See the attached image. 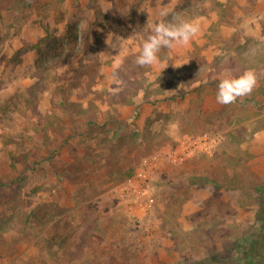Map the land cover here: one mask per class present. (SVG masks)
I'll list each match as a JSON object with an SVG mask.
<instances>
[{"label": "rangeland", "instance_id": "rangeland-1", "mask_svg": "<svg viewBox=\"0 0 264 264\" xmlns=\"http://www.w3.org/2000/svg\"><path fill=\"white\" fill-rule=\"evenodd\" d=\"M162 20L200 31L169 50L166 69L150 67L134 106L110 105L118 70ZM252 42L264 43V0H0V264H248L264 234V63L252 70L253 92L230 105L216 102L217 85L243 73L154 91L205 76L203 59ZM54 51L71 61L34 96L36 65ZM73 83L69 101L84 115L51 101L52 89ZM50 111L63 130L43 131ZM204 136L220 140L184 153Z\"/></svg>", "mask_w": 264, "mask_h": 264}, {"label": "trees", "instance_id": "trees-1", "mask_svg": "<svg viewBox=\"0 0 264 264\" xmlns=\"http://www.w3.org/2000/svg\"><path fill=\"white\" fill-rule=\"evenodd\" d=\"M47 43L45 44V47ZM57 53L54 51V61L44 63L39 61L36 65V72L40 77V81L35 84L33 95L38 96L43 93V91L50 89L51 85L59 82V75L54 73L53 70L62 66L71 61V54L69 53ZM140 52L129 56L123 66L118 70V74L121 80L120 90L117 93L106 94L108 98V103L110 105H121L129 106L135 105V99L141 92H146L150 87L151 83L149 80V73L151 72L150 67H141L136 64V57ZM161 61L169 60L170 53L168 49H162L160 54ZM47 60V58H45ZM262 63H264V43L255 44L251 43V50L248 52H235L220 54L215 57L213 61L207 62L203 60V66H201L200 71L205 76L198 77V75H190V73L185 74L178 78H172L168 81L161 83L155 88V96L165 95L166 92H174L176 89H183L184 87H190L195 82L204 79V77L209 76L211 71H224L229 70L234 74H242L247 70L257 68ZM50 68V69H48ZM50 70V71H48ZM52 70V71H51ZM47 71V72H46ZM79 88V83H73L70 87L64 88L63 86L57 85L52 89L51 99L52 103L55 104V100L58 97L63 98V105L65 106V112H68L72 115H84L87 113V109H84L82 106L69 101V97L72 94L73 90ZM54 90V91H53ZM105 96L104 94H102ZM176 96L168 98L167 96L163 97V100H174ZM159 100V99H158ZM152 103V101H149ZM157 102V101H156ZM61 131L63 126L61 124V119L54 111H50L44 121L43 131ZM264 229H260V232H263ZM264 233V232H263ZM264 234H259L256 239H254L247 251L248 264H259L258 256L262 252L261 240H263Z\"/></svg>", "mask_w": 264, "mask_h": 264}, {"label": "clouds", "instance_id": "clouds-1", "mask_svg": "<svg viewBox=\"0 0 264 264\" xmlns=\"http://www.w3.org/2000/svg\"><path fill=\"white\" fill-rule=\"evenodd\" d=\"M167 10H162L160 16H167ZM199 25L195 21H175L156 23L151 34L147 36L142 44V49L136 57V64L141 67L168 66L160 59L162 49L172 50L178 46L188 47L199 34ZM179 68V63L173 64ZM258 84V77L252 70L245 71L238 77L225 76L220 79L217 88L216 102L220 105L236 103L238 99L250 95Z\"/></svg>", "mask_w": 264, "mask_h": 264}, {"label": "built area", "instance_id": "built-area-1", "mask_svg": "<svg viewBox=\"0 0 264 264\" xmlns=\"http://www.w3.org/2000/svg\"><path fill=\"white\" fill-rule=\"evenodd\" d=\"M219 140L220 139H218L217 137L209 136H204L199 139H190L189 144L184 146V153L186 155H195L200 151L201 153L209 152L210 150L215 148Z\"/></svg>", "mask_w": 264, "mask_h": 264}, {"label": "crops", "instance_id": "crops-1", "mask_svg": "<svg viewBox=\"0 0 264 264\" xmlns=\"http://www.w3.org/2000/svg\"><path fill=\"white\" fill-rule=\"evenodd\" d=\"M203 60H206V59H203ZM207 61V60H206ZM213 61V60H212ZM207 62H211V61H207ZM257 68H254V69H251V70H255ZM225 71V70H224ZM212 72V71H211ZM222 72V71H221ZM210 75V74H209ZM208 77V76H207ZM132 106V105H131ZM196 156V155H195Z\"/></svg>", "mask_w": 264, "mask_h": 264}]
</instances>
